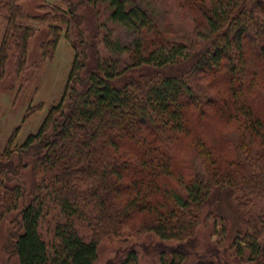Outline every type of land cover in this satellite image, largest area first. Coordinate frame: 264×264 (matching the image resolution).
<instances>
[{"label": "trees", "instance_id": "16d2710c", "mask_svg": "<svg viewBox=\"0 0 264 264\" xmlns=\"http://www.w3.org/2000/svg\"><path fill=\"white\" fill-rule=\"evenodd\" d=\"M20 1L0 0V80L10 61L15 76L26 69L35 22L46 28L41 61L61 37L74 59L38 130L14 146L15 130L0 152V231L11 224L16 264H97L101 241L130 234L156 236L138 246L182 264L220 193L246 230L227 247L233 259L212 243L194 264H264V0H177L194 21L189 41L137 0H60L37 14ZM102 4L131 40L90 24L85 10ZM139 257L130 244L106 264Z\"/></svg>", "mask_w": 264, "mask_h": 264}, {"label": "rangeland", "instance_id": "374dc122", "mask_svg": "<svg viewBox=\"0 0 264 264\" xmlns=\"http://www.w3.org/2000/svg\"><path fill=\"white\" fill-rule=\"evenodd\" d=\"M60 0H22L20 5L30 14L38 13V6L42 3L59 2ZM78 2V0H68ZM143 7L155 15L158 25L172 35L175 39L189 41L196 37L192 15L178 4L177 0H137ZM66 2V0H65ZM63 6V5H62ZM82 10L84 7H80ZM80 9V10H81ZM98 12L91 9L85 10L90 15L91 23H102L101 29L111 28L113 38L126 43L132 39V31L113 23L109 19V9L105 4L96 7ZM96 14V15H95ZM38 27L36 33L29 40L26 58V69L15 76L11 72V63L8 64V72L0 80V152L4 150L7 141L17 130L13 144L20 146L30 133L38 130L41 122L52 105H56L65 90L71 65L74 59V50L71 44L61 37L51 57L41 61L40 43L46 36L44 24L35 22ZM104 31V30H102ZM88 34V30H85ZM89 36V34H88ZM214 114V113H213ZM214 119L220 121L218 115ZM191 165L195 173L203 174L200 159L192 156ZM21 177L30 181L29 171L21 172ZM258 207H264L261 201H257ZM203 216L211 213V218L204 221L198 228L199 243L196 253L190 255L182 264H194L198 260L199 253H205L212 243H215L220 255L226 258H234L232 248H227L236 235H243L246 230L244 216L237 212L235 205L223 193L214 195L204 206ZM8 223L0 231V264H16L10 247ZM154 235L144 234L136 237L132 234L115 238L104 239L99 245L97 264H106L112 259L117 249L136 244L140 254V264H160L157 254L146 253L140 246ZM224 248V250H223Z\"/></svg>", "mask_w": 264, "mask_h": 264}]
</instances>
